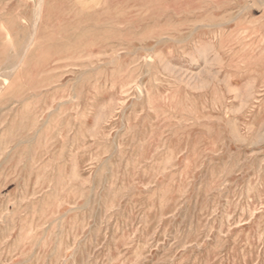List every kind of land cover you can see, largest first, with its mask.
<instances>
[{"label": "rangeland", "instance_id": "374dc122", "mask_svg": "<svg viewBox=\"0 0 264 264\" xmlns=\"http://www.w3.org/2000/svg\"><path fill=\"white\" fill-rule=\"evenodd\" d=\"M0 264H264V0H0Z\"/></svg>", "mask_w": 264, "mask_h": 264}]
</instances>
